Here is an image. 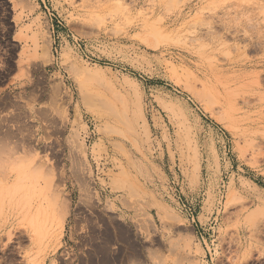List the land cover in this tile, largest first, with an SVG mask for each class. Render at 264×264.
Listing matches in <instances>:
<instances>
[{
	"label": "rangeland",
	"instance_id": "374dc122",
	"mask_svg": "<svg viewBox=\"0 0 264 264\" xmlns=\"http://www.w3.org/2000/svg\"><path fill=\"white\" fill-rule=\"evenodd\" d=\"M0 134L55 202L11 264H264V0H0Z\"/></svg>",
	"mask_w": 264,
	"mask_h": 264
},
{
	"label": "bare ground",
	"instance_id": "6f19581e",
	"mask_svg": "<svg viewBox=\"0 0 264 264\" xmlns=\"http://www.w3.org/2000/svg\"><path fill=\"white\" fill-rule=\"evenodd\" d=\"M87 72V71H86ZM83 74V73H82ZM81 75V74H80ZM85 76L83 77L84 79H87V77L89 78L92 74L88 71L87 73H85L84 74ZM86 77V78H85ZM14 105V104H13ZM13 109V108H12ZM46 112V111H45ZM13 113V112H12ZM11 116V115H10ZM14 116V115H13ZM12 116V117H13ZM42 116V115H41ZM15 117V116H14ZM21 117V116H20ZM47 117V116H46ZM15 118H17V117H15ZM14 118V119H15ZM8 120V119H7ZM12 120V119H11ZM18 120V119H17ZM16 120V121H17ZM27 120V119H26ZM50 120V119H49ZM13 121V120H12ZM15 120H14V122L13 123H15L16 122ZM27 122V121H26ZM53 122V121H52ZM51 123V122H50ZM55 123V122H54ZM53 123V124H54ZM10 125V124H9ZM19 125H20V123H19ZM30 126V125H29ZM15 126H13V129H15L14 128ZM6 128H10V127H6ZM17 128V127H16ZM20 126H19V130H20ZM24 128V127H23ZM27 128V127H26ZM25 128V129H26ZM18 130V131H19ZM17 131V130H16ZM22 131V130H21ZM20 131V132H21ZM23 132V131H22ZM18 133V132H17ZM6 134H12V132H11V130H8L7 131V133ZM31 134V133H30ZM38 134V133H37ZM0 136H1V134H0ZM12 136V135H11ZM25 136V138H26V136H27V134L26 135H24ZM33 136V135H32ZM10 137V136H9ZM1 138V137H0ZM3 138V137H2ZM6 138V137H5ZM8 139V138H7ZM24 139V138H23ZM27 139H28V137H27ZM32 139V138H31ZM2 140V139H1ZM10 140V139H9ZM19 140H20V138H19ZM30 140V139H29ZM3 141V140H2ZM21 141H23V143L24 142H26V141H24V140H21ZM17 142V141H16ZM38 142V141H37ZM20 143V142H19ZM22 143V142H21ZM15 144V143H14ZM24 144H26V143H24ZM1 146V145H0ZM21 146H23V145H21ZM26 146V145H25ZM3 146H1V148H2ZM15 147H16V145H15ZM19 147V146H18ZM35 147V146H34ZM0 148V149H1ZM5 148H7V147H5ZM12 148V147H11ZM23 148H25V147H23ZM27 148V147H26ZM12 149H14V147L12 148ZM12 149H10V153H11V155H13L12 154ZM17 149V148H16ZM2 150V149H1ZM8 150H9V148H8ZM23 150H25V149H23ZM28 150H31V149H27V153L28 154H31V153H34V152H31V153H29V151ZM61 150V149H60ZM17 152H14V154H16ZM26 153V152H25ZM41 153V152H40ZM28 154H26V156L28 155ZM31 155H33V154H31ZM30 155V156H31ZM9 156V158H8V160H3L4 158H2V160H1V158H0V160L2 161V162H0V163H2V165H0V172H1V174L3 173V174H6V176H12V177H14V179H13V181L11 182V183H9V184H0V221L1 222H3V223H5V222H7V220H8V217H11V216H13L14 218H18L19 219V225H23V226H26L28 229H29V232L31 233H33V235H34V238H33V243L35 244V246L36 247H39L40 246V244H41V241H42V239L45 237L44 235V233L46 232L45 231V229H44V233H43V236L44 237H42V235H41V227H42V219L45 217V216H47L48 215V212H47V209H49V208H47L48 206H49V204L51 205L53 202H51L50 203V200L46 197L47 195H48V193H47V189L45 190L44 188H43V186L42 185H39V183H38V179L39 178H41V176H40V174L39 175H37L38 173L37 172H39L40 171V167H38V170H36V169H32V172H33V170H34V172H33V174L30 172V171H26V168H28L27 166H28V163H27V166L24 164L27 160H26V156L25 157H22V158H20V160H17V161H15L14 160V157L13 158H10V155H8ZM7 156V157H8ZM47 156H49V155H47ZM1 157V156H0ZM32 157V156H31ZM25 159L24 161L22 160V159ZM28 158V157H27ZM7 159V158H6ZM10 159V160H9ZM43 160V159H42ZM4 161V162H3ZM24 162V163H23ZM44 162V161H43ZM36 164H37V161L35 162ZM35 164V165H36ZM56 164V163H55ZM38 166L39 165H41V164H37ZM36 165V166H37ZM58 166V165H57ZM26 167V168H25ZM40 168V169H39ZM55 168V167H54ZM48 169V168H47ZM46 169V170H47ZM48 170H50V169H48ZM47 170V171H48ZM46 171V172H47ZM34 173H35V175H34ZM37 173V174H36ZM0 174V175H1ZM37 175V176H36ZM2 176V175H1ZM43 176H46V175H43ZM47 177H49L48 175H47ZM46 177V178H47ZM45 177H43L42 179H46ZM77 178V177H76ZM5 182V181H4ZM51 183V182H50ZM41 184V183H40ZM42 186V187H41ZM49 190V189H48ZM56 191V190H55ZM54 196H57V195H54ZM88 196V195H87ZM50 197H51V194H50ZM48 199V203H47V199ZM53 200H55V197H51ZM50 198V199H51ZM57 198V197H56ZM51 199V200H52ZM52 200V201H53ZM45 202H46V204H48V205H46L45 204ZM63 202V201H62ZM55 203V202H54ZM54 203L51 205V206H53V207H55L54 206ZM65 203V205L67 204V203H69V202H63L62 203V206H63V210H65L64 211V213L63 214H67L66 213V211H67V209L65 208L66 206L65 205H63ZM69 205V204H68ZM67 205V206H68ZM65 206V207H64ZM52 207V209L51 210H53L54 208ZM60 207V206H59ZM63 210H62V212H63ZM49 213H52V212H49ZM53 216H54V211H53ZM57 214H59V216H60V212H57ZM51 216V215H50ZM62 216V215H61ZM58 218H60V220L58 221L59 222V224H60V222L63 220V217H58ZM17 219V220H18ZM44 219H47L46 217L44 218ZM46 222H47V220H46ZM113 222V221H112ZM44 224V223H43ZM50 225V224H49ZM57 225V224H56ZM44 226V225H43ZM49 227V226H48ZM54 228H55V226H54ZM118 228V227H117ZM125 228V227H124ZM43 229V228H42ZM95 230V229H94ZM115 230H117V229H115ZM120 231V230H119ZM106 232V231H105ZM116 232V231H115ZM114 232V233H115ZM96 235V234H95ZM106 235V234H105ZM116 236V235H115ZM111 237V236H110ZM117 237V236H116ZM119 237H120V235H119ZM102 238H103V236H102ZM107 238H108V236H107ZM106 238V239H107ZM114 238V237H113ZM112 238V239H113ZM121 238V237H120ZM123 238V237H122ZM121 238V239H122ZM109 239V238H108ZM116 239V238H115ZM103 240H105V238H103ZM110 240V239H109ZM120 239L118 238V240L116 239V241H119ZM123 240H125V239H123ZM105 241H107V240H105ZM127 241V240H126ZM110 242V241H109ZM109 242H107V243H109ZM114 242V241H113ZM53 244H54V242H52ZM102 243V242H101ZM100 244V243H99ZM107 245V244H106ZM107 247V246H106ZM133 247V246H132ZM97 248V247H96ZM41 249V248H40ZM39 249V250H40ZM104 249H107V248H104ZM101 251H104L103 249L101 250ZM105 252V251H104ZM37 253H38V250H37ZM88 253V252H87ZM103 253V252H102ZM134 254V253H133ZM104 256V255H103ZM106 256H108V255H106ZM105 256V257H106ZM101 257H102V254H101ZM104 257V260L107 258H105ZM33 258V257H32ZM116 258V257H115ZM180 258V257H179ZM181 259V258H180ZM101 261H103V259L101 260ZM105 261H107V259L105 260ZM104 261V262H105ZM161 261V260H160ZM176 261V260H175ZM91 262V261H90ZM143 263V262H142Z\"/></svg>",
	"mask_w": 264,
	"mask_h": 264
},
{
	"label": "crops",
	"instance_id": "0c3cea01",
	"mask_svg": "<svg viewBox=\"0 0 264 264\" xmlns=\"http://www.w3.org/2000/svg\"><path fill=\"white\" fill-rule=\"evenodd\" d=\"M7 227L5 226V224L3 222L0 221V264H11V257L10 254L12 255V253H14V258L16 260H19V262H22V252L23 251H27L29 249H38L37 247H35L33 245L32 241H28L24 231L23 230H19V237L24 236V242L22 241H12V242H5L4 235L6 233ZM53 245V243H52ZM48 254H44L42 256V263L43 264H47L49 261V257L51 256V260L54 259V254L53 252L49 255Z\"/></svg>",
	"mask_w": 264,
	"mask_h": 264
}]
</instances>
